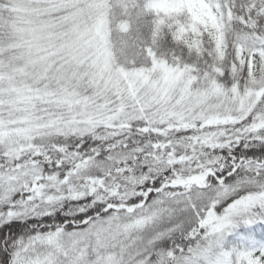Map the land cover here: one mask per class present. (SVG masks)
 Wrapping results in <instances>:
<instances>
[{
	"label": "snow or ice",
	"instance_id": "1",
	"mask_svg": "<svg viewBox=\"0 0 264 264\" xmlns=\"http://www.w3.org/2000/svg\"><path fill=\"white\" fill-rule=\"evenodd\" d=\"M0 264H264V0H0Z\"/></svg>",
	"mask_w": 264,
	"mask_h": 264
}]
</instances>
